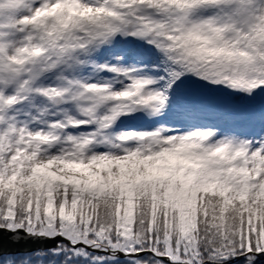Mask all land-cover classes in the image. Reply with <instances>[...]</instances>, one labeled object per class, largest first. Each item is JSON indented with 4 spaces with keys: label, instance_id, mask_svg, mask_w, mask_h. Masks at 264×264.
<instances>
[{
    "label": "snow or ice",
    "instance_id": "1",
    "mask_svg": "<svg viewBox=\"0 0 264 264\" xmlns=\"http://www.w3.org/2000/svg\"><path fill=\"white\" fill-rule=\"evenodd\" d=\"M0 264H264V0H0Z\"/></svg>",
    "mask_w": 264,
    "mask_h": 264
}]
</instances>
